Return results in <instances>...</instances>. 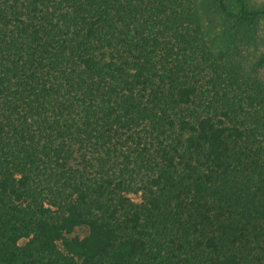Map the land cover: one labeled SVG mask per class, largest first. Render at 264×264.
Masks as SVG:
<instances>
[{"label": "trees", "instance_id": "16d2710c", "mask_svg": "<svg viewBox=\"0 0 264 264\" xmlns=\"http://www.w3.org/2000/svg\"><path fill=\"white\" fill-rule=\"evenodd\" d=\"M0 264H264V0H0Z\"/></svg>", "mask_w": 264, "mask_h": 264}, {"label": "rangeland", "instance_id": "374dc122", "mask_svg": "<svg viewBox=\"0 0 264 264\" xmlns=\"http://www.w3.org/2000/svg\"><path fill=\"white\" fill-rule=\"evenodd\" d=\"M88 232L87 227L85 226H80L78 227L74 233H72L70 236H74V235H80V236H84L86 233Z\"/></svg>", "mask_w": 264, "mask_h": 264}]
</instances>
